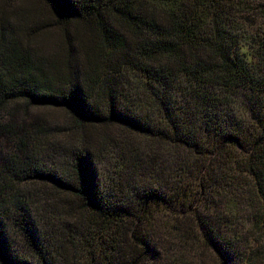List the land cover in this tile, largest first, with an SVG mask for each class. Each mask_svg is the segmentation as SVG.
<instances>
[{
	"label": "trees",
	"instance_id": "trees-1",
	"mask_svg": "<svg viewBox=\"0 0 264 264\" xmlns=\"http://www.w3.org/2000/svg\"><path fill=\"white\" fill-rule=\"evenodd\" d=\"M0 264H264V0H0Z\"/></svg>",
	"mask_w": 264,
	"mask_h": 264
}]
</instances>
